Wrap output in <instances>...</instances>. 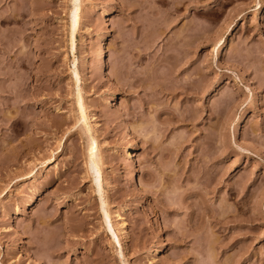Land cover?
<instances>
[{"label":"rangeland","instance_id":"374dc122","mask_svg":"<svg viewBox=\"0 0 264 264\" xmlns=\"http://www.w3.org/2000/svg\"><path fill=\"white\" fill-rule=\"evenodd\" d=\"M75 2L0 0V264H264V0Z\"/></svg>","mask_w":264,"mask_h":264},{"label":"bare ground","instance_id":"6f19581e","mask_svg":"<svg viewBox=\"0 0 264 264\" xmlns=\"http://www.w3.org/2000/svg\"><path fill=\"white\" fill-rule=\"evenodd\" d=\"M77 1V0H76ZM70 5H69V9L67 12V33H68V45H69V52L71 53L72 51V34L74 29L77 28L76 24L77 23V15H78V9H77V2H75V0H69ZM76 27V28H75ZM103 63V62H102ZM104 66V65H103ZM72 71V69H71ZM74 73V72H72ZM75 77V74L73 75ZM74 97H75V103H76V107H77V113H78V119L79 121H81L82 123V128H83V132H87L88 131V125L86 123V117L84 116V111L81 105V101H80V94H79V90L78 88L75 89V93H74ZM95 142L93 140V138L86 136V163L88 165V167L91 166V168H95L97 162V158L96 156L94 157V151H95ZM96 169V168H95ZM97 171V170H95ZM97 172H95L96 174ZM97 176V175H96ZM101 214H102V219L104 220V222L107 225V229L109 231L110 230V226L107 222V216L105 215L104 210H101ZM111 234V232H110ZM112 236V235H111Z\"/></svg>","mask_w":264,"mask_h":264}]
</instances>
